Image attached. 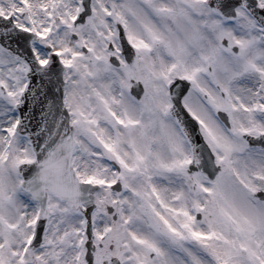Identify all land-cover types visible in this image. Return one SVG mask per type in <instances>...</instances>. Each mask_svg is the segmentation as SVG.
Returning <instances> with one entry per match:
<instances>
[{
    "label": "snow or ice",
    "instance_id": "1",
    "mask_svg": "<svg viewBox=\"0 0 264 264\" xmlns=\"http://www.w3.org/2000/svg\"><path fill=\"white\" fill-rule=\"evenodd\" d=\"M0 264H264V0H0Z\"/></svg>",
    "mask_w": 264,
    "mask_h": 264
}]
</instances>
